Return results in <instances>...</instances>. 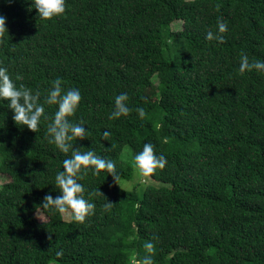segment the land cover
Masks as SVG:
<instances>
[{
    "label": "trees",
    "instance_id": "obj_1",
    "mask_svg": "<svg viewBox=\"0 0 264 264\" xmlns=\"http://www.w3.org/2000/svg\"><path fill=\"white\" fill-rule=\"evenodd\" d=\"M66 5L45 20L33 0H0L8 29L0 66L41 103L56 78L78 89L69 119L90 135L73 143L112 160L121 179L90 170L80 180L96 205L84 223L41 209L46 194L60 195L55 177L71 155L46 138L58 106L45 104L50 119L32 132L0 100V175L8 178L0 184V264H133L154 235V264H264V72H239L241 54L264 61V0ZM218 18L228 26L224 43L206 39ZM121 93L132 111L109 119ZM145 143L167 159L151 184L123 157ZM97 189L110 211L105 197L90 196Z\"/></svg>",
    "mask_w": 264,
    "mask_h": 264
},
{
    "label": "clouds",
    "instance_id": "obj_2",
    "mask_svg": "<svg viewBox=\"0 0 264 264\" xmlns=\"http://www.w3.org/2000/svg\"><path fill=\"white\" fill-rule=\"evenodd\" d=\"M6 3H12L14 0H5ZM33 7L37 10L38 15L45 20H51L54 17L61 16L66 12V0H33ZM221 5L217 4L216 9L219 11ZM6 17L0 15V44L4 42L5 34H8L6 27ZM218 32L209 30L206 33V39L209 41L215 40L219 43H224L225 39L222 35L227 31V23L222 18L217 20ZM264 72V61L250 60L248 55L241 54L239 72L241 75L246 72ZM20 75L16 76V80H22ZM0 100L8 102V108L13 112V120L16 125L26 126L30 131L37 132L41 119H50L45 113L44 105L58 106L57 111L51 118V122L47 125L46 138L49 143L54 144L62 153L71 155L63 161V171H58L55 177V186L59 190L60 195L53 198L51 194H46L43 198L41 209L50 210L69 216L72 220L84 223L86 218L94 215L96 205L85 199V188L80 183L92 171L93 175L98 176L101 171H107L112 177L114 183L119 185L120 175L116 171L115 163L110 159H105L98 156L91 148L87 151H82L80 147H76L73 142L85 140L90 133L86 131L84 122H72L69 118L75 116L80 102L82 100L81 93L76 88L65 89L62 87L60 78H56L52 82V87L49 89L43 103L40 102V93L33 92L32 89L24 84L17 86L16 82L11 78L8 69L0 66ZM129 96L126 93H121L115 97L114 111L109 119H118L121 116H127L132 111L128 106ZM136 112L141 119L145 116L143 108H137ZM104 140H108L111 136L109 131L102 133ZM134 165L141 177H151L157 170H163L167 165V159L164 155H157L155 146L152 143H145L142 151L135 154ZM121 188V187H120ZM95 196H104L99 189L95 193H90ZM103 205L106 211H110L114 204L107 200ZM51 240V236H49ZM158 236H153L152 240L144 244V248L148 253L143 258H137L133 264H154L152 256L155 253V244L152 241H158ZM62 252L56 253L57 257H61Z\"/></svg>",
    "mask_w": 264,
    "mask_h": 264
},
{
    "label": "rangeland",
    "instance_id": "obj_3",
    "mask_svg": "<svg viewBox=\"0 0 264 264\" xmlns=\"http://www.w3.org/2000/svg\"><path fill=\"white\" fill-rule=\"evenodd\" d=\"M171 27L172 28H180L181 27V21H174L173 23H172V25H171ZM127 148V147H126ZM123 157L128 161V162H130V163H133V165H134V156L130 153V150L129 149H127V150H125L124 151V153H123ZM135 166V165H134ZM140 175H137L136 176V178H138ZM8 180V178H7V176L6 175H0V184L2 183V182H5V181H7ZM141 181H144L145 183H149V184H151V183H153V181L151 180V179H149V177H147V178H145V177H142L141 178ZM131 183H132V180L131 181H129V182H125V183H123L122 185L123 186H126V187H130V185H131ZM143 184V183H142ZM157 184V183H156ZM143 187L142 186H140V190L142 189ZM36 215H37V217L39 218V220H43L44 219V217L41 215V213L38 211V212H36ZM65 218H70L69 216H65ZM51 264H54V263H51Z\"/></svg>",
    "mask_w": 264,
    "mask_h": 264
}]
</instances>
